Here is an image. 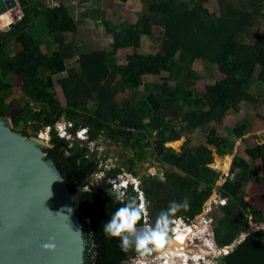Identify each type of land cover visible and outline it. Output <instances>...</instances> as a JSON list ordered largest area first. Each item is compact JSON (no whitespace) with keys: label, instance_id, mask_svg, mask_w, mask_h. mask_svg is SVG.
<instances>
[{"label":"trees","instance_id":"16d2710c","mask_svg":"<svg viewBox=\"0 0 264 264\" xmlns=\"http://www.w3.org/2000/svg\"><path fill=\"white\" fill-rule=\"evenodd\" d=\"M142 1L147 8L134 22L126 19L117 24L103 19L106 31L115 34L116 41L110 49L80 53L76 74L59 78L66 98L63 105L50 76L66 72L67 59L74 57V46L63 33H76L78 19L65 0L54 5L44 0H18L23 16L9 30L0 31V114L6 117L18 101L10 97L12 81L19 77L24 104L11 121L13 129L21 126L18 131L23 135L37 136L43 126L54 125L64 116L76 128L88 127L92 139L104 135L124 146L131 144L133 156L128 157L126 168L134 176L138 175L137 165L152 149L156 159H166L165 182L156 176L143 179L141 190L152 201L153 215L169 201L188 197L191 209L182 215L191 223L217 191L228 199L227 206L219 205L223 216L212 227L217 246L231 247L249 229L243 242L235 244L219 264H264V229H250V223L264 222V213L246 201L245 190L250 182L264 180V143L245 150L249 160L235 156L230 168L232 178L218 185L221 174L205 166L213 163L214 150L220 156L233 152L231 140L248 133L246 123L238 122L226 137L212 130L206 145L189 146L182 155L175 151L181 153L186 140L172 141L186 132L208 127L230 111L239 112L243 102L258 103L250 88L255 81L264 84V29L251 42L246 36L251 28L264 23V0H217V11L206 6L210 0ZM3 18L5 22L13 20L9 13ZM39 19L45 20L58 46L53 53L45 52L36 38L33 29ZM155 26L162 29L161 46L155 52H144L142 36H153ZM127 47L133 52L126 62L119 63L117 50ZM190 56L213 67L220 79L202 91L195 88L201 76L188 62ZM163 73L166 75L160 82L146 84L148 95L138 105L130 101V96L117 98L120 92L138 90L146 75ZM260 102L264 105V97ZM172 126L177 133L165 136ZM142 130L155 137L165 136L168 148L162 139L149 140ZM140 136L143 138L133 142ZM86 142L61 140L53 129L51 146L44 151L64 175L75 196L78 215L88 228L87 264H127L131 254L122 253L118 240H106L102 234V222L115 208L105 192L110 187L101 182L91 193L82 190L85 183H97L90 174L101 169L97 152H92ZM65 151L72 155H65ZM256 163L261 164L262 175ZM123 168L116 165L106 172L114 177Z\"/></svg>","mask_w":264,"mask_h":264},{"label":"rangeland","instance_id":"374dc122","mask_svg":"<svg viewBox=\"0 0 264 264\" xmlns=\"http://www.w3.org/2000/svg\"><path fill=\"white\" fill-rule=\"evenodd\" d=\"M50 5H54L59 3L60 0H44ZM67 5H71L73 12L75 13L76 18L78 19V31L74 32H66L63 33V36L67 39V41L71 42L74 46V57L68 59L66 61L67 70L63 74H57L54 76H50L55 81V91L57 93L58 99L61 101L63 105L66 104V98L64 96V92L59 83V78L65 75H75L77 68L79 67V57L80 53L88 52L92 50L108 48L110 49L111 44L116 41L115 34L108 33L106 31L105 25L103 24V19H109L117 24H120L123 20L136 21L140 17V15L146 10L147 4L142 0H128V1H120V0H67ZM206 6L209 7L211 11L218 10V1L210 0L206 3ZM9 13V12H6ZM5 13V14H6ZM10 14V13H9ZM9 20L8 22H10ZM261 23V22H260ZM264 29V23L257 24L255 27L251 28L247 37V42H251V39H254V36L257 32ZM154 34L151 37L147 35L142 36V47L141 50L144 52H155L157 51L162 43V33L161 28L158 26L154 27ZM47 28L45 24V20L39 19L36 22V27L34 28V33L36 38L39 40V44L45 52L53 53L58 46L52 42L53 37H49L47 35ZM52 38V39H51ZM48 44H47V43ZM133 49L130 47L127 48H119L116 53V58L119 63L126 62V57L128 54L132 53ZM76 59V60H75ZM188 62L192 65L193 69L199 73L201 79L197 82L195 88L202 91L205 86L214 83L216 80L220 79V76L217 74L216 70L213 67L208 68L209 66L205 64L203 61L195 59L194 57H188ZM163 75H146L144 77V83L138 90L134 91H125L117 94V98L121 100L123 97L130 96V101L138 105L141 103L144 97H147V83L149 82H160L162 80ZM13 93L10 99L16 98L18 101L11 108L10 112L5 117L8 121L12 122L11 119L14 115H16L22 108L24 102L22 100L23 93L20 89L21 87V79L19 77H15L12 81ZM250 92L259 99L258 103L251 102H243L240 105L239 112L230 111L227 115L222 117L221 119L215 120L211 125L205 128H200L193 132H186L182 135L177 136L176 139H172V141L179 142L182 139L186 140L184 148H182L181 153L175 154L182 155V153L189 146H199L206 145L207 137L211 133L212 130H215L216 133L220 137H226L229 134L230 129H232L238 122H244L247 124L248 133L240 139H232L231 143H233L234 149L230 155L220 156L214 150V161L210 165L214 170L221 174V178L218 181V185H221L225 182L226 178H232V174L230 173V168L232 165L233 158L235 156H240L246 160H249L245 150L251 146H254L258 143H264V105L261 104L260 100L264 97V84L255 81L250 88ZM9 99V100H10ZM141 121V120H140ZM21 129V126L18 130ZM167 129V128H166ZM143 131V130H142ZM166 131V130H165ZM165 132V136L171 137V134L177 133L175 128L172 126L171 131L167 130ZM145 132V131H143ZM151 132V131H150ZM148 139L151 141L162 139L165 142V136L155 137L149 135L148 132H145ZM35 137V136H34ZM143 137H138L133 142H137L139 139ZM100 146L98 147L97 157L106 167L119 166L124 167V171L130 173L126 165L128 163V157L133 156V149L131 144L128 146H124L121 144L119 140H113L112 138H108L106 136L99 137ZM37 141H41L45 146H51L50 141L37 139ZM167 142V141H166ZM165 142V147H167ZM88 146V142H86ZM93 144L90 141V146ZM210 147V146H209ZM168 148V147H167ZM213 148V147H211ZM102 149V150H101ZM108 154V157L105 155ZM230 158V165L227 170L223 169L225 158ZM166 159L162 158V161L156 159V154L153 153L152 149L147 151L146 159L139 163L136 167L137 179H140L143 183V179L151 175L152 172H155V176L158 178L163 177V169L165 166ZM256 167L258 168L260 174L262 175L261 164L256 163ZM107 175V172H104ZM246 201L252 203L255 208L263 210L264 213V180L260 182L252 181L246 187ZM220 197L218 196L217 191H215L209 198L205 204L204 211L196 217V219L192 223L203 222L207 218L212 219L211 226H214L215 221L223 216V212L221 207H219ZM211 210V211H209ZM206 214V215H205ZM83 234H84V264H87V253L90 248V241L88 239V228L85 224H81ZM261 228L264 229V222L259 224L250 223V229L257 231ZM249 233V229H245L243 232L244 236H247ZM210 238L212 239L211 231L209 233ZM88 236V237H87ZM241 237V236H240ZM240 239V238H239ZM235 243V242H234ZM232 244V246L234 245ZM216 244V242H215Z\"/></svg>","mask_w":264,"mask_h":264},{"label":"water","instance_id":"95a60500","mask_svg":"<svg viewBox=\"0 0 264 264\" xmlns=\"http://www.w3.org/2000/svg\"><path fill=\"white\" fill-rule=\"evenodd\" d=\"M6 12L14 19L7 31L23 11L18 0H0V13ZM37 139L0 114V264H84L75 196Z\"/></svg>","mask_w":264,"mask_h":264},{"label":"clouds","instance_id":"9594fccd","mask_svg":"<svg viewBox=\"0 0 264 264\" xmlns=\"http://www.w3.org/2000/svg\"><path fill=\"white\" fill-rule=\"evenodd\" d=\"M74 126L71 122L65 124L57 121L55 129L58 138L71 141L73 135L66 131V128ZM52 130L51 125L46 126L40 136L51 140ZM89 132L90 129L87 127H81L76 130L75 138L82 142L89 141ZM71 146L69 144V147ZM65 155L71 156L72 153L65 151ZM90 175L97 183H85L82 189L84 192L91 193L93 188L101 182L111 184L105 192L111 198L115 208L111 211L109 218L102 222V234L106 240H118L117 246L120 251L125 255L131 254L129 258L132 264H219V261L229 254V250L234 248V246L221 248L215 244L211 227L213 221L210 217L203 222L193 224L187 222L182 214L191 209L188 197L179 201H169L165 207L153 215L152 201L141 190L140 179L131 177L123 169L107 180L103 175L96 173ZM151 175L156 174L152 172ZM161 182H165L163 177ZM130 184L131 190H129ZM220 195L218 193L221 199L219 204L227 206L228 199ZM210 231L212 239L209 235ZM245 237L241 234V242ZM44 247L50 249L55 246L45 245Z\"/></svg>","mask_w":264,"mask_h":264},{"label":"built area","instance_id":"2783aa9c","mask_svg":"<svg viewBox=\"0 0 264 264\" xmlns=\"http://www.w3.org/2000/svg\"><path fill=\"white\" fill-rule=\"evenodd\" d=\"M5 14V13H4ZM3 13H0V30H5L4 29V26H5V24L6 23H9V22H5L4 21V18H3V15H4ZM18 20V19H17ZM13 21H14V19H13ZM16 22V21H15ZM58 121H60V122H62V123H65V124H67V122H71L73 125H75L74 124V122L72 121V120H70V119H68V118H66V117H62L60 120H58ZM56 124V123H55ZM55 124L54 125H51V124H48V125H45V126H43L39 131H38V135H37V137L38 138H40V139H43V140H46V141H50L49 139H47L46 137L45 138H42L41 136H40V133L45 129V127L46 126H49V125H51L52 126V129H55ZM81 127H85V126H80V127H78V128H76L75 126L74 127H72V128H69V129H67L66 128V131H68L70 134H72L73 135V139L70 141L71 143H73L75 140H78V139H76L75 138V133H76V130H79ZM88 128V127H87ZM89 129V128H88ZM56 130V129H55ZM53 131V130H52ZM88 135H89V141H87L88 142V147L90 148V150L92 151V152H97L98 151V147L100 146V144H99V141H100V139H99V137L100 136H103V135H99V137L98 138H94V139H92L91 137H90V132L88 133ZM51 136H52V133H51ZM90 141H92L93 142V144L90 146ZM106 156V155H105ZM107 157V156H106ZM98 158V157H97ZM99 159V158H98ZM99 166L101 167V169H99L97 172H96V174L97 175H103V176H105L106 174L104 173V172H106V170H108L109 169V167H106L105 166V164H103L102 162H101V160H99ZM112 167H114V166H112ZM111 168V167H110ZM125 172V171H124ZM127 173V172H126ZM128 174H130L131 175V177H133V178H136L133 174H131V173H128ZM106 177H107V179H110V178H112V176H110V175H108V173H107V175H106ZM142 184V183H141ZM108 187H111V184H106ZM131 186V184L129 185V187ZM141 186V185H140ZM193 224V223H192ZM212 227V226H211ZM228 252V251H227ZM128 264H132V262H131V259L129 258V260H128Z\"/></svg>","mask_w":264,"mask_h":264},{"label":"bare ground","instance_id":"6f19581e","mask_svg":"<svg viewBox=\"0 0 264 264\" xmlns=\"http://www.w3.org/2000/svg\"><path fill=\"white\" fill-rule=\"evenodd\" d=\"M9 21V20H8ZM7 21V22H8ZM43 140V139H42ZM230 158L229 157H227V158H225V161H224V165H223V169L224 170H227L228 169V166L230 165Z\"/></svg>","mask_w":264,"mask_h":264},{"label":"crops","instance_id":"0c3cea01","mask_svg":"<svg viewBox=\"0 0 264 264\" xmlns=\"http://www.w3.org/2000/svg\"><path fill=\"white\" fill-rule=\"evenodd\" d=\"M65 2H66V4H68V3H67V0H65ZM35 27H36V25H35ZM35 27H34V28H35ZM33 30H34V29H33ZM47 35H48L49 37H50V36L52 37V35H51L49 32H47ZM51 39H52V38H51ZM53 41H54V40H52V42H53ZM46 43H47V42H46ZM53 43H54V42H53ZM47 44H48V43H47ZM78 58H79V57H77V59H78ZM68 59H70V58H68ZM68 59H67V60H68ZM75 60H76V59H75Z\"/></svg>","mask_w":264,"mask_h":264}]
</instances>
